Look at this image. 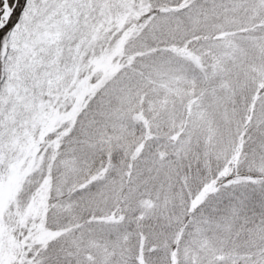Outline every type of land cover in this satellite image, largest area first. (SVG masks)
<instances>
[{
	"label": "snow or ice",
	"instance_id": "obj_1",
	"mask_svg": "<svg viewBox=\"0 0 264 264\" xmlns=\"http://www.w3.org/2000/svg\"><path fill=\"white\" fill-rule=\"evenodd\" d=\"M0 264H264V0H0Z\"/></svg>",
	"mask_w": 264,
	"mask_h": 264
}]
</instances>
